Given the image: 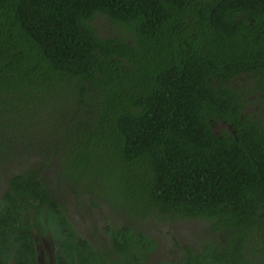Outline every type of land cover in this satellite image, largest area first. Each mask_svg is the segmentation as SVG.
Masks as SVG:
<instances>
[{"label": "trees", "instance_id": "16d2710c", "mask_svg": "<svg viewBox=\"0 0 264 264\" xmlns=\"http://www.w3.org/2000/svg\"><path fill=\"white\" fill-rule=\"evenodd\" d=\"M0 173V264H264V0H0ZM139 219L206 228L150 262Z\"/></svg>", "mask_w": 264, "mask_h": 264}, {"label": "rangeland", "instance_id": "374dc122", "mask_svg": "<svg viewBox=\"0 0 264 264\" xmlns=\"http://www.w3.org/2000/svg\"><path fill=\"white\" fill-rule=\"evenodd\" d=\"M51 176L48 179L49 187L57 194L62 195V192L57 190L60 186L56 185L54 178ZM6 181L7 177L3 173H0V193L6 187ZM65 197H67V213L74 224L75 231L81 235L98 238L105 234L104 225L108 221L114 224L129 222L125 216L117 213L115 208L105 201L95 195L90 198L85 190L80 199L75 195L68 196L63 194L62 198ZM91 202H94L96 206L95 204L92 205ZM136 224L142 227L149 236L152 235L154 238H159L160 240V246L156 250V254H152L150 257V262H153L154 258L158 256L166 259L172 248L173 241L181 245H196L204 237V229L206 228L205 223L201 221L155 222L149 219H139L136 220Z\"/></svg>", "mask_w": 264, "mask_h": 264}, {"label": "water", "instance_id": "95a60500", "mask_svg": "<svg viewBox=\"0 0 264 264\" xmlns=\"http://www.w3.org/2000/svg\"><path fill=\"white\" fill-rule=\"evenodd\" d=\"M41 240H42V243H43L42 247L46 251L47 256H49V260L52 263L53 262V258H54L53 257L54 253H53L52 241L47 235L41 236ZM36 251H37V253H36L37 264H43L42 263V259L44 257V253H43V251L41 249H39V244L36 245Z\"/></svg>", "mask_w": 264, "mask_h": 264}, {"label": "flooded vegetation", "instance_id": "af4514ba", "mask_svg": "<svg viewBox=\"0 0 264 264\" xmlns=\"http://www.w3.org/2000/svg\"><path fill=\"white\" fill-rule=\"evenodd\" d=\"M39 244V249H41L44 253V257L42 259V263L43 264H52L49 260V256H47V253L46 251L43 249V247L41 246L42 245V240H41V236L38 238V237H35V240H34V245L36 247V245ZM178 244V243H177ZM188 245V244H187ZM183 245L181 244H178V245H175L173 242H172V248L170 250V253L168 255V257L166 258V260H169L170 262H172L174 260V258L172 256H176L174 253H172V251H176V252H179L180 248L182 247ZM180 247V248H179ZM157 258V257H156ZM154 258V259H156Z\"/></svg>", "mask_w": 264, "mask_h": 264}]
</instances>
